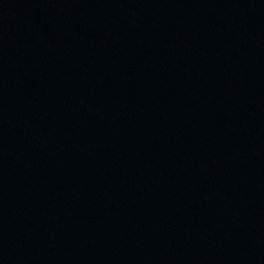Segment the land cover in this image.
Segmentation results:
<instances>
[{
	"label": "water",
	"instance_id": "water-1",
	"mask_svg": "<svg viewBox=\"0 0 264 264\" xmlns=\"http://www.w3.org/2000/svg\"><path fill=\"white\" fill-rule=\"evenodd\" d=\"M0 264H264V0H0Z\"/></svg>",
	"mask_w": 264,
	"mask_h": 264
}]
</instances>
